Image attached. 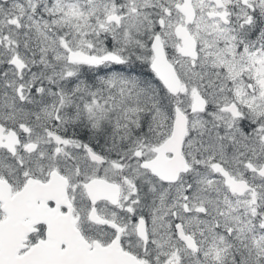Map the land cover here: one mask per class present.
<instances>
[{"label": "snow or ice", "instance_id": "obj_1", "mask_svg": "<svg viewBox=\"0 0 264 264\" xmlns=\"http://www.w3.org/2000/svg\"><path fill=\"white\" fill-rule=\"evenodd\" d=\"M0 264H264V0H0Z\"/></svg>", "mask_w": 264, "mask_h": 264}]
</instances>
